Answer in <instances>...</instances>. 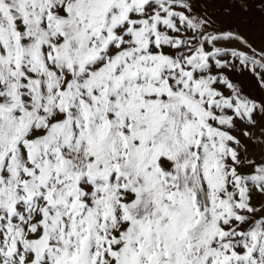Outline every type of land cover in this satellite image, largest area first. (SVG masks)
I'll use <instances>...</instances> for the list:
<instances>
[{
	"label": "snow or ice",
	"instance_id": "1",
	"mask_svg": "<svg viewBox=\"0 0 264 264\" xmlns=\"http://www.w3.org/2000/svg\"><path fill=\"white\" fill-rule=\"evenodd\" d=\"M0 264H264V0H0Z\"/></svg>",
	"mask_w": 264,
	"mask_h": 264
},
{
	"label": "rangeland",
	"instance_id": "2",
	"mask_svg": "<svg viewBox=\"0 0 264 264\" xmlns=\"http://www.w3.org/2000/svg\"><path fill=\"white\" fill-rule=\"evenodd\" d=\"M257 34H259V33H257ZM255 91H258V90H255Z\"/></svg>",
	"mask_w": 264,
	"mask_h": 264
}]
</instances>
